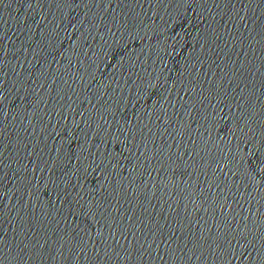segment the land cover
Returning a JSON list of instances; mask_svg holds the SVG:
<instances>
[{
    "label": "water",
    "instance_id": "water-1",
    "mask_svg": "<svg viewBox=\"0 0 264 264\" xmlns=\"http://www.w3.org/2000/svg\"><path fill=\"white\" fill-rule=\"evenodd\" d=\"M0 264H264V76L118 127L0 190Z\"/></svg>",
    "mask_w": 264,
    "mask_h": 264
}]
</instances>
